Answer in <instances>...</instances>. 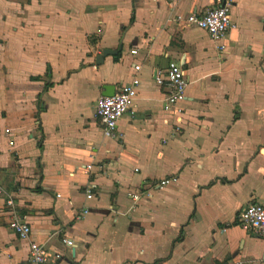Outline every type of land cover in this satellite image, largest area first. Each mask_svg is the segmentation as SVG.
<instances>
[{
	"label": "crops",
	"instance_id": "1",
	"mask_svg": "<svg viewBox=\"0 0 264 264\" xmlns=\"http://www.w3.org/2000/svg\"><path fill=\"white\" fill-rule=\"evenodd\" d=\"M212 1L0 0V185L31 226L28 239L11 231L0 193V264H35L30 241L61 255L44 264H264V239L236 224L247 203L264 204V0H233L223 51L173 20ZM167 57L188 76L177 127L153 80ZM134 63L133 113L106 138L95 101L128 81ZM88 163L90 172L78 169Z\"/></svg>",
	"mask_w": 264,
	"mask_h": 264
},
{
	"label": "built area",
	"instance_id": "2",
	"mask_svg": "<svg viewBox=\"0 0 264 264\" xmlns=\"http://www.w3.org/2000/svg\"><path fill=\"white\" fill-rule=\"evenodd\" d=\"M232 6L233 0H213L211 7L205 11L199 12L197 10H191L185 15H175L173 20L181 28L195 27L204 30L209 38L217 44L218 49L223 51L226 48L225 40L229 31L236 26L231 17ZM130 53L135 54L136 50L131 49ZM139 70L140 64L134 63V73L128 81L121 80L116 82L114 84L113 95H100L96 99L94 115L100 124L104 137L111 139L117 138L119 120L124 115L133 113L132 109L140 85V79L136 74ZM153 80L155 85L161 90L164 98L162 110L171 117L173 125L177 127L181 123L184 113L181 104L187 101L186 89L188 76L184 64L180 60L167 57V63L164 67L154 69ZM5 133L9 134V130L5 129ZM9 144H13L12 139L9 140ZM92 167V163H88L81 165L78 169L88 173ZM174 181H176L175 176L164 177L149 186L161 188ZM0 193H4L1 185ZM143 193L142 190H130L128 197L133 202H137ZM145 194L150 195L149 192ZM3 195L6 208L10 214L8 227L19 239H28L31 233V226L26 219L27 216L16 205L12 196ZM86 196L88 198L93 196L90 185L86 189ZM236 224L254 236L264 239V204L256 202L247 203L240 209L236 218ZM62 242L66 246L73 245L69 238L62 239ZM60 257L61 255L59 253H52L43 243L35 241H30L29 243V258L35 264H44L50 259H60Z\"/></svg>",
	"mask_w": 264,
	"mask_h": 264
},
{
	"label": "rangeland",
	"instance_id": "3",
	"mask_svg": "<svg viewBox=\"0 0 264 264\" xmlns=\"http://www.w3.org/2000/svg\"><path fill=\"white\" fill-rule=\"evenodd\" d=\"M150 3L148 4V5H144V9H148V8H150ZM134 31H136V29L134 30ZM133 31V33L134 34H136L135 32ZM137 35V34H136ZM135 36H128L127 37V39H126V43H128L129 41H131V39H133ZM130 39V40H129ZM128 63L129 62H127V60H125V61H122V62H120L116 67H115V71H116V74H117V76H119V75H126L127 74V66H128ZM101 72L102 73H104L105 72V68L103 69V70H101ZM148 68H147V65H144V67H143V71H142V75H141V78H144V77H148ZM125 78V77H124ZM191 85H189V87H190ZM89 93V92H88ZM146 104H151L152 106L153 105H157L158 104V102L156 101V100H152V101H149V102H147ZM82 105L84 106V108L86 109L85 110V112L89 115V111L91 110V107H90V103H89V98H88V96L87 95H85L84 94V96L82 97ZM76 121H75V124L77 125L78 123H79V119H75ZM121 127V126H120ZM124 129H126V128H123V127H121V130L120 129H118V134H122V133H124ZM81 130H79V132L77 133V134H79V135H74L75 137H77V138H80V136H81V138L83 137L82 135H81ZM124 136V135H123ZM52 144V143H51Z\"/></svg>",
	"mask_w": 264,
	"mask_h": 264
},
{
	"label": "water",
	"instance_id": "4",
	"mask_svg": "<svg viewBox=\"0 0 264 264\" xmlns=\"http://www.w3.org/2000/svg\"><path fill=\"white\" fill-rule=\"evenodd\" d=\"M122 45L120 44L117 49H110V48H103L101 53H99L95 58V63L97 65L101 64L104 60V57L109 55H114L121 50ZM114 93V85H105L103 88L102 95L104 96H111ZM264 150V149H263Z\"/></svg>",
	"mask_w": 264,
	"mask_h": 264
},
{
	"label": "trees",
	"instance_id": "5",
	"mask_svg": "<svg viewBox=\"0 0 264 264\" xmlns=\"http://www.w3.org/2000/svg\"><path fill=\"white\" fill-rule=\"evenodd\" d=\"M118 53H120V51H118ZM114 58H115V57H114ZM49 86H50L49 84H46V85H45V89H47ZM39 144H40V143H39ZM40 147H41V145H40Z\"/></svg>",
	"mask_w": 264,
	"mask_h": 264
}]
</instances>
